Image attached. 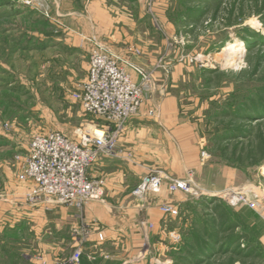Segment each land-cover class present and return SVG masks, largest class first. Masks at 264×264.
I'll return each instance as SVG.
<instances>
[{
    "label": "rangeland",
    "instance_id": "rangeland-1",
    "mask_svg": "<svg viewBox=\"0 0 264 264\" xmlns=\"http://www.w3.org/2000/svg\"><path fill=\"white\" fill-rule=\"evenodd\" d=\"M134 1L142 7L130 13L140 10L139 36L159 53L129 60L152 73L145 116L168 118L166 130L181 144L179 164L166 171L156 163V171L193 185L171 203L176 215L164 213L174 218L148 264H264V0ZM57 3L0 0V199L20 182L15 156L34 135L78 139L100 124L79 96L92 47L75 44L96 38L77 35ZM199 7L204 13L184 19ZM237 41L241 51L223 52ZM233 194L247 201L232 204Z\"/></svg>",
    "mask_w": 264,
    "mask_h": 264
},
{
    "label": "crops",
    "instance_id": "crops-1",
    "mask_svg": "<svg viewBox=\"0 0 264 264\" xmlns=\"http://www.w3.org/2000/svg\"><path fill=\"white\" fill-rule=\"evenodd\" d=\"M67 2L58 0L61 16L80 37L94 36L104 49L123 60L147 61L158 57L154 41L139 36L143 28L140 3ZM137 8L138 14H130ZM78 41L76 46L83 43L88 49L92 47L91 41ZM128 70L138 79L133 69ZM145 108L143 105L141 113L128 121L116 154L101 157L90 169L92 177L106 179L102 201H90L83 209L56 203L30 206L23 196L33 187L32 181H20L0 199V264H52L51 261L70 255L76 247L82 250L81 264H148L151 247L157 246L156 241L174 218L165 215L160 206L180 204L183 193H172L164 186L160 192H149L144 197L134 194L140 181L156 171V163H163L166 171L170 166L174 168L175 162L179 164L178 133L166 130V117L147 119ZM100 232L103 240L99 238ZM9 234L23 243L10 242ZM38 254L47 263L38 261Z\"/></svg>",
    "mask_w": 264,
    "mask_h": 264
},
{
    "label": "built area",
    "instance_id": "built-area-1",
    "mask_svg": "<svg viewBox=\"0 0 264 264\" xmlns=\"http://www.w3.org/2000/svg\"><path fill=\"white\" fill-rule=\"evenodd\" d=\"M87 78L80 89V101L86 114L100 124H91L74 139L62 131L39 133L32 137L28 148L17 154V178L32 181L33 187L24 194L30 206L56 203L83 209L90 201L105 197V179L92 177L90 169L101 157L116 154L117 143L128 121L141 113L147 95L152 90V73L129 60L104 49L92 40ZM133 50V48H131ZM136 53L139 51L134 49ZM138 75V79L128 68ZM154 114V109L149 110ZM166 186L172 192H191L190 179H180L155 171L135 188L134 194L144 197L158 193ZM232 204L246 202L242 196H229ZM165 214L176 215L177 208L164 203ZM99 238L104 239L102 232ZM178 238V236H176ZM82 250L78 247L72 256L58 264H80Z\"/></svg>",
    "mask_w": 264,
    "mask_h": 264
},
{
    "label": "bare ground",
    "instance_id": "bare-ground-1",
    "mask_svg": "<svg viewBox=\"0 0 264 264\" xmlns=\"http://www.w3.org/2000/svg\"><path fill=\"white\" fill-rule=\"evenodd\" d=\"M243 44L241 42H230L227 45L224 46L222 49L223 52H234V51H241L243 48H241Z\"/></svg>",
    "mask_w": 264,
    "mask_h": 264
},
{
    "label": "trees",
    "instance_id": "trees-1",
    "mask_svg": "<svg viewBox=\"0 0 264 264\" xmlns=\"http://www.w3.org/2000/svg\"><path fill=\"white\" fill-rule=\"evenodd\" d=\"M206 1H210V0H206ZM201 13H204V9L200 7L197 9L187 10L186 14L184 15V19L185 20L187 19L186 15L188 16L189 14H192L193 16H199Z\"/></svg>",
    "mask_w": 264,
    "mask_h": 264
}]
</instances>
